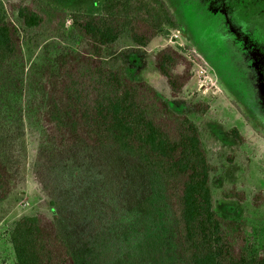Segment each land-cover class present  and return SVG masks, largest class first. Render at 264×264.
Returning <instances> with one entry per match:
<instances>
[{
	"label": "trees",
	"instance_id": "16d2710c",
	"mask_svg": "<svg viewBox=\"0 0 264 264\" xmlns=\"http://www.w3.org/2000/svg\"><path fill=\"white\" fill-rule=\"evenodd\" d=\"M68 16L76 44L54 48V41L46 42L28 62L25 47L40 46L41 36L65 38ZM172 28L178 22L165 0H94L70 12L45 0H0V109L13 95H24L47 158L78 148L108 150L153 174L162 196L155 252H167L179 264H264V254L248 251V219L224 216L214 207L215 165L196 123L142 76L132 75L124 54L107 60V51L123 40L147 46L158 35L168 38ZM154 65L173 96L192 77L193 62L169 45L156 52ZM229 135L243 142L236 127ZM17 182L15 165L0 146V200ZM222 196L246 200L235 186ZM263 201L262 192L253 197L255 205ZM10 240L17 264H77L56 217L24 215Z\"/></svg>",
	"mask_w": 264,
	"mask_h": 264
},
{
	"label": "rangeland",
	"instance_id": "374dc122",
	"mask_svg": "<svg viewBox=\"0 0 264 264\" xmlns=\"http://www.w3.org/2000/svg\"><path fill=\"white\" fill-rule=\"evenodd\" d=\"M45 1L70 12L94 0ZM165 1L178 28L147 46L123 40L107 51V60L124 54L132 75L142 76L196 123L215 165V209L247 218L248 251L264 254V201L253 202L258 192L264 194V0ZM71 24L68 16L64 39L41 36L40 46L25 47L28 62L46 42L73 47L78 35ZM167 45L193 62L192 77L178 96L154 65L156 52ZM232 127L243 142L229 135ZM40 130L22 93L0 109V146L18 177L0 200V264H17L10 240L14 223L40 213L56 217L77 264H179L167 252L154 251L161 240L162 196L153 174L108 150L78 148L47 158L39 151ZM231 186L243 190L246 200L224 198Z\"/></svg>",
	"mask_w": 264,
	"mask_h": 264
}]
</instances>
